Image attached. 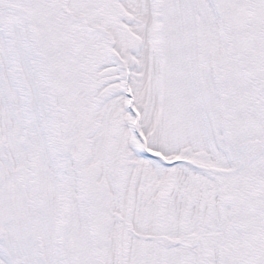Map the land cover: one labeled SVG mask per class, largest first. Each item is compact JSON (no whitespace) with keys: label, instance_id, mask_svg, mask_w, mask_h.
<instances>
[{"label":"snow or ice","instance_id":"obj_1","mask_svg":"<svg viewBox=\"0 0 264 264\" xmlns=\"http://www.w3.org/2000/svg\"><path fill=\"white\" fill-rule=\"evenodd\" d=\"M0 264H264V0H0Z\"/></svg>","mask_w":264,"mask_h":264}]
</instances>
